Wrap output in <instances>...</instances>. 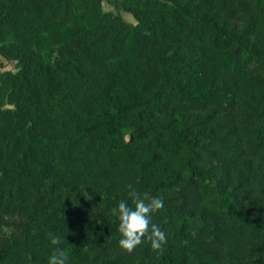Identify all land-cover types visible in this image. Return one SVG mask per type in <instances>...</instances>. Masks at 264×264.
<instances>
[{"label": "trees", "instance_id": "obj_1", "mask_svg": "<svg viewBox=\"0 0 264 264\" xmlns=\"http://www.w3.org/2000/svg\"><path fill=\"white\" fill-rule=\"evenodd\" d=\"M131 188L159 251L118 244ZM49 233L68 264H264V0H0V264Z\"/></svg>", "mask_w": 264, "mask_h": 264}, {"label": "clouds", "instance_id": "obj_2", "mask_svg": "<svg viewBox=\"0 0 264 264\" xmlns=\"http://www.w3.org/2000/svg\"><path fill=\"white\" fill-rule=\"evenodd\" d=\"M128 199L121 198L116 203L117 229L120 233L118 244L121 248L132 251L135 246L147 239L151 248L161 250L167 237L165 231L152 222V214L163 206L164 201L148 192H140L131 188L127 193ZM51 243L57 245L48 258V264H68V258L60 247L61 237L49 233Z\"/></svg>", "mask_w": 264, "mask_h": 264}, {"label": "rangeland", "instance_id": "obj_3", "mask_svg": "<svg viewBox=\"0 0 264 264\" xmlns=\"http://www.w3.org/2000/svg\"><path fill=\"white\" fill-rule=\"evenodd\" d=\"M111 6H109L107 3H106V8H110Z\"/></svg>", "mask_w": 264, "mask_h": 264}]
</instances>
